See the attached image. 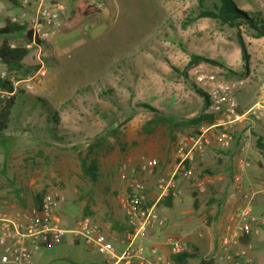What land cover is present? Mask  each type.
Wrapping results in <instances>:
<instances>
[{"label": "rangeland", "instance_id": "374dc122", "mask_svg": "<svg viewBox=\"0 0 264 264\" xmlns=\"http://www.w3.org/2000/svg\"><path fill=\"white\" fill-rule=\"evenodd\" d=\"M213 1L218 0H207V6H212ZM242 1L247 4L239 2L241 7L264 12L263 2ZM105 2L111 8L112 0ZM259 5L262 9L257 8ZM199 10L198 0H133L130 10L119 9L107 17L109 32L92 33L90 26L85 27L81 32L84 39L71 48L54 44L56 36L42 42L37 53L41 52L48 69L36 82L30 78L38 68L25 74L11 72L0 63V77L18 82L16 92L21 90L11 110L10 123L0 137V188L7 193L6 199L2 196L0 200L14 203L26 197L36 201L38 195L58 191L65 200L69 196L76 201V220L82 215L93 216L95 208L102 212L110 203L111 193L120 201L118 185L127 181L118 173L121 163L130 164L131 158L142 157L145 151H163L168 137L171 147L176 141L167 133L169 127L165 124L145 132L146 120L161 110L175 112L181 118L176 120L186 121L192 118L185 116L190 110L198 115L206 109L205 99L194 89V85L202 88L191 73L195 65L214 76L211 83L241 82L234 96L248 98L246 108L251 107L264 90V37H254L242 27L250 54L246 63L237 30L214 19L198 17ZM63 18L62 15L64 23ZM9 41L15 46L36 47L25 38ZM194 55L208 60L193 63ZM32 82L33 87L27 88L26 84ZM12 94L0 96V103ZM221 117L222 111L215 124ZM176 126L172 134L178 135L198 133L209 124L185 122ZM221 128L218 125L215 132ZM244 136L246 142H252V132ZM230 137L229 146L223 149L228 155L237 153L233 150L234 137ZM101 138L104 141L99 144ZM241 151L240 146V157ZM79 153L96 159V184L83 173ZM189 181L194 188L191 195H201L194 180ZM202 194H206L202 201L212 195V204L205 209L193 207L194 215L199 222L204 214V222L211 227L215 220L211 209L221 197L210 193L208 187ZM84 204H88V211ZM103 215L106 220L107 214ZM169 223L167 220L159 228L166 231L160 239L188 236V231L175 230ZM187 247L194 246L188 242Z\"/></svg>", "mask_w": 264, "mask_h": 264}, {"label": "crops", "instance_id": "0c3cea01", "mask_svg": "<svg viewBox=\"0 0 264 264\" xmlns=\"http://www.w3.org/2000/svg\"><path fill=\"white\" fill-rule=\"evenodd\" d=\"M40 0H33L31 5V12H34L36 8V3ZM44 3L52 7H61L62 15L65 18L63 30L54 38L52 41L54 44L64 47L71 48L76 45L77 42L83 40L81 35L82 29L85 27H91V32H109L107 29L108 19L107 17H112L117 14L119 9L130 10L133 0H112L111 8L107 6L105 0H43ZM80 1H84L88 4H95L100 8L97 14L82 15L74 23L69 22V17L74 14L76 4ZM260 4L264 3V0H259ZM245 5V3H244ZM110 8V9H109ZM261 8V6H257ZM262 9V8H261ZM22 11V6L20 0H0V27L9 24L13 16L19 15ZM100 16V17H99ZM209 17H204L208 19ZM211 19V18H210ZM108 24V25H107ZM106 26V27H105ZM25 31H15L7 36H0L2 40L7 37L9 40L15 38L20 41L21 38L24 39ZM97 36V35H96ZM95 36V37H96ZM94 37V38H95ZM14 46V44H12ZM4 66V64L0 61ZM199 66V65H198ZM235 97L237 102L236 111L238 114L242 115L239 120H236L228 126H230L229 134L233 133V152L228 155L223 151L224 148L220 147L217 138L220 136V132H215L216 127L214 124H210V132L213 135V144L210 145L206 150L198 156L196 173L197 176L202 178L210 193L214 192L217 197H221V201L212 206L211 212H213V225L210 227L204 222V214L200 216L199 222L195 218V211L193 209L195 197L192 196L191 192L194 190L191 185V181L183 178L180 175L176 176V183L180 188V194L174 196L172 200H164L167 197L160 198V191L157 186V179L159 176H172L177 163V141L181 135L176 134V140L174 141V147L170 146V138L167 140L166 149L163 151H153L146 152L147 156H153L158 158L159 165L156 167L154 174H145V182L147 186L148 200L149 204L156 203L158 210L163 214L167 220H170L168 226H174L175 230H184L187 235L182 236L186 242H190L191 246H195L199 255L205 260L210 258H215L214 256L220 251L221 238L223 235L227 234L229 227L231 226V217L235 210L240 208H251L252 212L259 217V222L255 224L254 229L251 234L244 237L245 243L240 241L241 246L245 247L249 256L253 259L251 264H264V155L261 150L257 147L256 142L258 136L264 138V90L257 97L254 104L246 108L248 105V98L242 99L239 96ZM244 102V103H242ZM259 104L261 106L259 111V116L257 117L253 113L249 112L250 109ZM211 108V107H210ZM241 109V112L238 111ZM160 114L163 116L174 117L175 112H168L159 110ZM154 114V113H152ZM196 111L190 110L185 116L194 117L196 116ZM149 117V116H148ZM155 116H150L146 122H149ZM181 119V118H178ZM145 122V123H146ZM167 126V125H166ZM207 127V128H208ZM169 131H167L168 133ZM252 132V142L249 140L246 142V137L244 134ZM3 137V136H2ZM231 138V137H230ZM241 146L240 157L239 148ZM145 154V155H146ZM132 159V158H131ZM131 165H138L141 162L142 157L138 156L131 161ZM241 160H246L249 162V166L241 167ZM125 181V179H124ZM120 187L119 196L122 195L120 201L112 193L109 195V205H106L105 209L102 211L107 214L108 217L103 218L102 212H97L92 210L91 213L93 220H98L103 223V231L109 239L114 242L115 249L118 253L123 250V245L121 243L122 236L128 229L126 214L124 209V202L127 197L129 188L128 181L122 182L118 185ZM52 192V191H49ZM55 193H60L54 191ZM116 192V189H115ZM201 193V192H200ZM7 193L0 188V197H5ZM206 194L197 195V201L202 209L209 207L212 203L210 202L211 197L202 201ZM67 196V194H66ZM201 196V197H200ZM69 198V196H68ZM58 202L56 208V215L59 218L63 227L67 230H71L75 227L76 213L79 212L76 201L70 199ZM164 200V201H163ZM168 202L167 205L163 202ZM11 203V202H10ZM12 211L21 209H31L37 206L38 201H34L26 197H21L18 202L11 203ZM88 204H84L83 208H87ZM89 207V206H88ZM169 210L165 212L164 210ZM81 211V210H80ZM218 219V220H217ZM75 223V224H74ZM166 233L164 229L155 228L151 230L148 236L144 239L145 245V256L148 258L147 264H164V262L169 261L170 249L167 244V237L165 239H160V235ZM157 246L159 248V254L162 256V262H158L155 256L150 254V248ZM191 260L189 264H201V259L197 258ZM139 260L134 258L128 264H138ZM217 260L215 259L214 264ZM30 264H108L104 255L100 254L97 250L89 248L81 238H75L72 233L67 232L62 241L58 244L47 245L39 250L33 255ZM124 264V263H120ZM226 264H231L227 262Z\"/></svg>", "mask_w": 264, "mask_h": 264}, {"label": "built area", "instance_id": "2783aa9c", "mask_svg": "<svg viewBox=\"0 0 264 264\" xmlns=\"http://www.w3.org/2000/svg\"><path fill=\"white\" fill-rule=\"evenodd\" d=\"M22 11L13 16L11 21L19 24H30L32 28V43L57 36L62 28V8L48 6L43 0L35 2L36 8L31 12L33 0H20ZM38 45V50L42 48ZM31 46V45H28ZM39 68L30 78L39 81L47 72L48 66L45 58L39 51L37 53ZM195 65L192 75L199 85L210 96L211 109H221L222 117L219 123L223 130L217 138L220 147L229 146L228 124L239 120L242 115L236 111L235 90L241 82L216 81L211 83L214 76L206 75ZM4 75V74H3ZM33 81V82H34ZM33 82L26 84L27 88L33 87ZM14 91L9 92L0 88V96L5 97L17 91L18 82H13ZM261 106L256 104L249 112L259 116ZM213 127V126H211ZM201 129L198 133L183 134L177 141V163L172 176H159L157 186L160 198L173 194L178 196L180 188L176 183V176L194 180L193 184L198 192H205L206 182L197 176V158L206 148L213 144V135L210 128ZM159 160L153 156H142L138 165L127 162L121 163L118 173L121 178L128 181V194L124 202V209L128 229L121 239L123 250L118 253L114 242L108 238L102 227L88 215H82L76 221L75 227L67 230L62 226L56 215L58 202L64 201L65 196L55 192H47L43 195L39 204L31 209L12 211V204L7 200H0V264H30L33 255L47 245L58 244L67 232L75 238H81L85 244L104 255L108 264H128L134 258L138 264H147L145 256L144 239L155 228H162L167 223V218L160 213L156 203L149 204L145 174H154ZM249 166V162L241 160V167ZM259 222L251 208H240L231 217L229 231L221 239L220 251L214 256L216 264H251L253 259L249 256L245 247L239 245L243 234H251L254 226ZM167 244L171 254H178L189 250L187 242L182 236L169 235ZM150 254L155 256L158 262H162L159 248H150ZM164 264H173L170 261Z\"/></svg>", "mask_w": 264, "mask_h": 264}, {"label": "trees", "instance_id": "16d2710c", "mask_svg": "<svg viewBox=\"0 0 264 264\" xmlns=\"http://www.w3.org/2000/svg\"><path fill=\"white\" fill-rule=\"evenodd\" d=\"M239 2L244 3V1L242 0H239V1L237 0H218V1H213L212 6L209 7L206 4L207 0H198V6L200 10L197 16L198 17H209L211 19H214L220 22L223 25H227L230 28L236 29L237 30L236 38L240 45L242 57L244 61L248 63L250 59V54L248 51L247 43L243 36L242 27H245L248 30H250V32L252 33V36L254 37H257V38L264 37V12L260 10H251V9L243 8L238 4ZM99 11H100V8L97 5L88 4L84 1H80L76 4L74 14L69 17V22L74 23L82 15L97 14ZM63 27H64V24L62 25L61 30L63 29ZM20 30L25 31L24 38L28 42L32 40L31 25L30 24L23 25V24H19L15 22H10L6 26L0 27V36H7L15 31H20ZM40 43H42V41L40 40L36 41L35 48H32V46L31 47L15 46V45L13 46L10 43L9 39L7 37H4L0 43V61L11 72L15 71L18 73H21V72L25 74L29 73L32 71L33 68L35 69L39 68L40 63L37 58V48ZM204 59L208 60V58L194 55L192 62L199 63L201 60H204ZM0 88H2L3 90H7L9 92L14 91V86H13L12 81H10L7 78L0 77ZM194 89L197 93H199L205 99L206 109L202 113L186 121H180V120H175V118L171 116H164V115L162 116L158 112V110L154 109L152 106L148 104H142V105H145L146 107L151 108L154 112L159 113L155 115V118L151 119L149 122L145 124V128H144L145 132H152L156 126L165 124L169 127L168 128L169 133L174 137L173 139L176 140V134L175 133L172 134V132L174 131L173 126L177 125L179 127L185 122L189 124H195L196 126H200L203 123H206L209 125L216 123L217 117L219 116V113L222 110L221 109H218V110L210 109L211 100H210L209 94L197 85H194ZM19 92H21V90L1 100V103H0V137L4 136V131L7 129L10 123L11 110L13 106H15L17 103V99L20 96ZM238 111L241 112V109L240 110L238 109ZM103 141L104 139L101 138L99 139L98 143L102 144ZM256 145L264 155V138L262 136H258ZM79 160H80V166H81L83 173L87 177H89L93 183L96 184L99 180V166H98L96 159L93 158L92 160V157H90V155L87 154V156L86 155L82 156V154L79 153ZM42 197L43 196L41 195L37 196L38 203L41 201ZM165 197L167 198L164 200L171 201L174 195L171 193ZM194 197H195L194 206L198 207L199 204L196 198L197 194ZM212 200L213 199H211V201ZM163 203L167 205L168 202H163ZM86 209H87L86 211H88V206ZM247 235L243 234L240 237V241L245 243L244 237H246ZM197 258L201 259V264H214L215 262V258H210L208 260H205V258L201 257L195 246L191 249L189 248V250H186L184 252L169 255V261L172 262L173 264H189L191 260L197 259Z\"/></svg>", "mask_w": 264, "mask_h": 264}]
</instances>
